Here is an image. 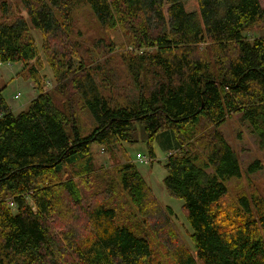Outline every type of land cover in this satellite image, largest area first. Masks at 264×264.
<instances>
[{
  "label": "trees",
  "instance_id": "16d2710c",
  "mask_svg": "<svg viewBox=\"0 0 264 264\" xmlns=\"http://www.w3.org/2000/svg\"><path fill=\"white\" fill-rule=\"evenodd\" d=\"M19 1L27 18L0 1V62L33 59L30 25L44 35V50L52 41L50 67L70 81L76 99L66 94L57 108L40 92L34 69L39 92L25 110L13 113L0 88V264H160L152 240L171 264H264L263 202L253 196V209L240 195L230 213L219 203L241 173L218 127L237 114L264 148V36L242 34L264 23L260 1L80 0L102 28L127 30L134 45L155 48L135 57L136 78L141 72L149 84L134 106L109 105L86 70L63 71L75 47L68 11L79 0ZM83 109L95 124L84 135L77 127ZM167 131L177 151L167 154L162 184L182 201L194 253L132 163L115 166L114 176L95 173L91 163L93 143L142 141L152 157V143ZM259 165L254 160L247 171ZM63 167L74 168L79 181L62 180ZM119 200L143 218L144 229L116 221ZM52 219L69 222L59 237Z\"/></svg>",
  "mask_w": 264,
  "mask_h": 264
},
{
  "label": "rangeland",
  "instance_id": "374dc122",
  "mask_svg": "<svg viewBox=\"0 0 264 264\" xmlns=\"http://www.w3.org/2000/svg\"><path fill=\"white\" fill-rule=\"evenodd\" d=\"M5 1L10 5V13L12 15L27 18L19 0ZM259 1L261 6L264 7V0ZM54 13L56 17L58 10L55 9ZM68 14L73 29L70 38L75 47L70 48L68 54L70 68L65 65L66 68L63 71L68 76L79 73L80 69L88 71L111 106L136 105L141 88L149 84V81L144 79L146 76L139 70L136 78L137 68L134 67L138 60L135 57H140L146 51L154 52L155 48L134 45L132 43L133 38L127 30L121 28L106 30L102 28L88 5L83 4L80 0L73 2ZM28 28L37 54H35L33 59H28L26 63L0 62V88H3V95L11 103V107L14 109L13 113L25 110L30 100L39 92L36 91L33 79L29 73L31 69H34V77L40 85V92L47 93L53 98L56 107L63 109L62 105L66 101L65 95L67 94L68 97L71 95L72 98V95H74L71 94L73 93L71 83L68 80L60 81L53 74L49 64V58L52 55V41L48 42L49 50H44L42 42L44 35L30 25ZM242 34L249 40L264 36V23L256 25L253 29L247 30ZM17 92L20 95L18 93V96L15 97L14 95ZM77 116V127L80 128L82 135L90 132L95 126L94 119L84 109L77 111ZM248 126V122L241 120L239 115L233 114L218 127L234 151L241 173L239 178H233L228 181V192L219 202L224 208V213L232 212V209L237 206V197L240 195L247 196L252 208L253 196L260 199L264 204V148L258 145L255 135ZM152 144L154 156L151 157L145 143L142 141H139L138 144H129L123 141L108 145L93 143L90 145L92 167L97 174L107 172L114 176L113 168L115 166L123 164L125 161L132 163L162 207L165 209L170 208L172 212L171 223L174 224L178 234L181 235L182 242L194 253L195 248L190 238L192 230L181 209L182 201L168 195L162 184V180L166 175L164 163L167 154L177 151L176 144L168 131L160 134ZM137 152L146 155L149 162H135V158L138 156ZM254 160H259L260 168L255 172L249 173L247 167ZM74 175H76V170L72 169V167H63L59 173V177L62 180L71 178ZM74 180L79 181V177L74 176ZM116 191L114 195L118 199L124 197L121 189ZM117 203L116 207L120 208V210L116 221L127 220V223L136 222L142 229L145 228L142 224L143 218L136 215L133 210H129L125 201L121 202L119 200ZM11 207L12 211H15L14 206ZM223 212L221 210L222 215ZM65 222L69 223L58 219H52L49 223L52 232L56 236L59 237L62 233L64 229L62 224ZM152 241L151 247L155 262L171 264L162 246L157 241Z\"/></svg>",
  "mask_w": 264,
  "mask_h": 264
},
{
  "label": "built area",
  "instance_id": "2783aa9c",
  "mask_svg": "<svg viewBox=\"0 0 264 264\" xmlns=\"http://www.w3.org/2000/svg\"><path fill=\"white\" fill-rule=\"evenodd\" d=\"M17 96H18V93H17V95H15V97H17ZM137 155L138 156H136L135 162H137V163H146V162H149V159L147 158L146 155L141 154V153H137ZM12 203L13 202H10V205L11 206L13 205Z\"/></svg>",
  "mask_w": 264,
  "mask_h": 264
},
{
  "label": "crops",
  "instance_id": "0c3cea01",
  "mask_svg": "<svg viewBox=\"0 0 264 264\" xmlns=\"http://www.w3.org/2000/svg\"><path fill=\"white\" fill-rule=\"evenodd\" d=\"M17 93H19V92H17ZM1 94H2V96H4V95H3V89H2ZM15 95H17V94H15ZM15 95H14V96H15ZM19 95H20V93H19ZM4 99H5V101L7 102V104L11 107V106H12L11 103H9V102L6 100L5 97H4ZM11 108H12V107H11ZM12 109H13V108H12ZM13 110H14V109H13ZM13 110H12V111H13Z\"/></svg>",
  "mask_w": 264,
  "mask_h": 264
}]
</instances>
